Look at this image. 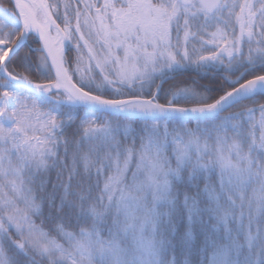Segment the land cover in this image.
Wrapping results in <instances>:
<instances>
[{"label":"snow or ice","instance_id":"6c2138e0","mask_svg":"<svg viewBox=\"0 0 264 264\" xmlns=\"http://www.w3.org/2000/svg\"><path fill=\"white\" fill-rule=\"evenodd\" d=\"M0 7V264H264V0Z\"/></svg>","mask_w":264,"mask_h":264},{"label":"trees","instance_id":"16d2710c","mask_svg":"<svg viewBox=\"0 0 264 264\" xmlns=\"http://www.w3.org/2000/svg\"><path fill=\"white\" fill-rule=\"evenodd\" d=\"M9 0H0V7H9Z\"/></svg>","mask_w":264,"mask_h":264}]
</instances>
